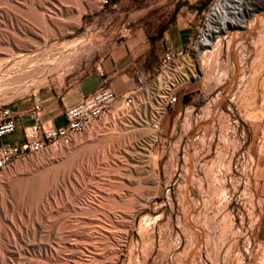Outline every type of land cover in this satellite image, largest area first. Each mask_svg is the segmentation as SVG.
Wrapping results in <instances>:
<instances>
[{"label": "rangeland", "instance_id": "rangeland-1", "mask_svg": "<svg viewBox=\"0 0 264 264\" xmlns=\"http://www.w3.org/2000/svg\"><path fill=\"white\" fill-rule=\"evenodd\" d=\"M194 1L0 0V76L31 70L23 82L5 83L21 91L0 92V106L12 110L34 92L90 74L115 35L142 29L159 37L179 17L195 34ZM248 5L257 11L245 27L219 33L200 59L199 43L166 72L171 85L158 72L142 77L131 104H114L71 145L0 171V264L109 260L114 250L115 264H264L255 191L264 164V0ZM170 93L177 101L162 113Z\"/></svg>", "mask_w": 264, "mask_h": 264}, {"label": "crops", "instance_id": "crops-1", "mask_svg": "<svg viewBox=\"0 0 264 264\" xmlns=\"http://www.w3.org/2000/svg\"><path fill=\"white\" fill-rule=\"evenodd\" d=\"M192 30L185 22V18L179 17L170 23L159 37L148 38L142 29H137L130 34L110 37L111 40L98 52L93 72L64 89L49 87L37 92L43 106L41 120L55 127L64 125L66 122L63 115L64 109L79 103L101 87H110L117 94H128L134 90L140 91L143 87L141 85L142 77L146 78L158 72L162 52L184 51L193 36ZM140 62H144V68L137 70ZM31 105L32 98H28L12 105V110L14 113L27 112ZM57 119H61L62 123L57 125ZM31 122L32 120L28 116L16 117L15 131L10 134L18 131V137L12 142L2 143L3 135L0 137V144L21 142L24 127ZM260 153L264 155L263 146ZM255 178L257 180L255 191L259 195L264 215V164L256 167Z\"/></svg>", "mask_w": 264, "mask_h": 264}, {"label": "built area", "instance_id": "built-area-1", "mask_svg": "<svg viewBox=\"0 0 264 264\" xmlns=\"http://www.w3.org/2000/svg\"><path fill=\"white\" fill-rule=\"evenodd\" d=\"M107 1L108 0H103L105 3ZM179 1L185 3L190 2V0ZM224 1L225 0H210L206 8L202 10L198 19L195 34L191 36L187 48L184 51L162 52L156 79L164 74L169 78V74L166 72L177 68L176 64L182 59L190 56L192 49L198 45V42L206 34L207 27L212 21L214 8ZM164 82H166L167 85L172 84L170 81ZM140 91L134 90L128 94H117L110 87H101L85 97L79 103L65 108L63 115L66 122L59 127H55L52 124H46L41 120L43 106L42 101L38 98L36 92L33 93L32 105L27 112L14 113L8 107L0 106V137L15 131L16 117L23 118L28 116L32 120L29 125L24 127L23 140L21 142L0 144V171L7 168L15 160L43 152L51 149L55 145H71L77 134L83 132L95 121L103 118L114 104L121 102L129 105ZM176 101L177 96L173 94L171 105L162 109V113L170 108ZM151 127L153 130L158 131L160 129V124L154 120Z\"/></svg>", "mask_w": 264, "mask_h": 264}, {"label": "bare ground", "instance_id": "bare-ground-1", "mask_svg": "<svg viewBox=\"0 0 264 264\" xmlns=\"http://www.w3.org/2000/svg\"><path fill=\"white\" fill-rule=\"evenodd\" d=\"M248 1L249 0H225L223 3H221L216 8H214L212 21L210 22V24L207 27L206 34L202 37V39L198 42V45H197V46H199V43H200V46L198 48L199 49V55H198L199 59L201 58L203 48L205 46H209L212 43V41L214 40V38H216L219 33L225 32L229 28L237 29V28H244L245 27L246 20L250 16L254 15L255 12L257 11V9H252L248 5ZM82 11L83 10H78L77 12H78L79 15H81ZM77 15H75V16H77ZM75 19H76V22H75V26H76V25L79 24L80 16L74 18V21H75ZM196 47H194L193 49H195ZM6 59H8V58H6ZM60 59H62V58H60ZM60 62H61V60H60ZM0 66H1V64H0ZM41 66H43V65H41ZM20 68H22V67H20ZM20 68L19 69L17 68L18 69L17 71H15V70L14 71L10 70L9 72L7 71L6 74H3L2 76H0V92H8V91H14L15 92L17 89H19V85L18 86H13V87H10V86L8 87L7 85H5V83L9 82V81L13 82V80L16 81V82H20L21 83L23 78H27V77H24V76L29 74V72L31 73V70L28 71L29 69L27 70L25 68V69L21 70L22 73L20 75L18 73ZM40 69H39V71H40ZM35 71H37V69H35ZM49 71L51 72V70H49ZM33 72H34V70H33ZM41 73H45V70H44V72H42V69H41ZM166 77H167V75H165V74L164 75H160L157 80H158L159 83H163L164 81H167L168 78L166 79ZM24 81H26V80H24ZM9 84L11 85L12 83H9ZM172 96H173L172 93L168 94L167 100L165 102V107H168V106L171 105ZM118 110H119V108L116 109L117 112H118ZM128 112H129V110H128ZM35 154H37V153H35ZM123 233L125 234L126 231H124ZM115 253H116V251L114 250L113 256L109 260H105V259H102V260L99 259L98 260L97 257H96L97 255H94V254L91 255L90 254L91 256H87L86 260L81 261V262L80 261L79 262H73V264H115V259H116L114 257ZM75 254H76V252H75Z\"/></svg>", "mask_w": 264, "mask_h": 264}, {"label": "water", "instance_id": "water-1", "mask_svg": "<svg viewBox=\"0 0 264 264\" xmlns=\"http://www.w3.org/2000/svg\"><path fill=\"white\" fill-rule=\"evenodd\" d=\"M259 16H260V13H257V15H256V19H255V24H254L252 30H254V29L256 28V26H257V24H258V21H259ZM250 32H251V31H249V33H250ZM235 40H236V38L233 36V37H232V44H231V47H230V48H231V52H232V54H233V58H234V61H235V70H234V72H233L232 78H235V77H236V75H237V71H238V63H237V60H236V51H235V47H234V42H235ZM213 118H214V117L211 116L208 120H206V121H204V122L198 124V125L193 129V133H194L196 130H198V128H200V127L206 125L207 123H209L210 121H212ZM191 137H192V135H191ZM189 144H190V141H189ZM201 241H202V232H201L200 238L198 239L197 244L192 248L191 253L194 251L195 247H196L198 244L201 243Z\"/></svg>", "mask_w": 264, "mask_h": 264}, {"label": "trees", "instance_id": "trees-1", "mask_svg": "<svg viewBox=\"0 0 264 264\" xmlns=\"http://www.w3.org/2000/svg\"><path fill=\"white\" fill-rule=\"evenodd\" d=\"M115 1V0H112ZM210 0H195L193 3H191V9L197 10L199 13L202 12L204 8L209 4ZM165 30V28L163 29Z\"/></svg>", "mask_w": 264, "mask_h": 264}]
</instances>
